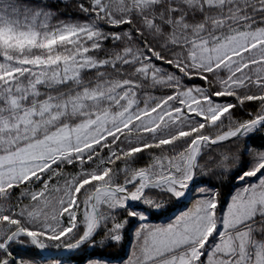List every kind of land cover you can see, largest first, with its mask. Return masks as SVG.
I'll use <instances>...</instances> for the list:
<instances>
[{"label":"snow or ice","instance_id":"6c2138e0","mask_svg":"<svg viewBox=\"0 0 264 264\" xmlns=\"http://www.w3.org/2000/svg\"><path fill=\"white\" fill-rule=\"evenodd\" d=\"M0 264H264V0H0Z\"/></svg>","mask_w":264,"mask_h":264},{"label":"trees","instance_id":"16d2710c","mask_svg":"<svg viewBox=\"0 0 264 264\" xmlns=\"http://www.w3.org/2000/svg\"><path fill=\"white\" fill-rule=\"evenodd\" d=\"M225 191H226V190H225ZM181 207H182V206H177L176 211L178 212V211L181 209ZM151 222H153V223H163V222H165V221L162 220V219L153 218V220H152ZM121 254L123 255V253H121Z\"/></svg>","mask_w":264,"mask_h":264}]
</instances>
